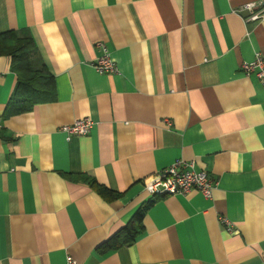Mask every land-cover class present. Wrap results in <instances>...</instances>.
I'll return each mask as SVG.
<instances>
[{
  "label": "crops",
  "instance_id": "obj_1",
  "mask_svg": "<svg viewBox=\"0 0 264 264\" xmlns=\"http://www.w3.org/2000/svg\"><path fill=\"white\" fill-rule=\"evenodd\" d=\"M264 0H0V33H28L54 97L6 110L17 82L0 54V264H264ZM102 43L116 64L99 74ZM90 131L66 139L64 124ZM177 159L204 169L210 199L149 196ZM80 176L112 191L104 198ZM145 209L130 244H102ZM224 216L232 224H220Z\"/></svg>",
  "mask_w": 264,
  "mask_h": 264
},
{
  "label": "built area",
  "instance_id": "obj_2",
  "mask_svg": "<svg viewBox=\"0 0 264 264\" xmlns=\"http://www.w3.org/2000/svg\"><path fill=\"white\" fill-rule=\"evenodd\" d=\"M232 12L241 16L246 23L253 22L264 17V6L258 2H249L233 9ZM96 46L100 50V54L92 62V67L99 74L114 73L116 64L110 53L104 44L98 42ZM240 69L246 77L254 74L259 84L264 88V56L260 52H255L251 61L242 62ZM92 124L90 118L84 117L62 125L60 130L67 139L72 135L87 134ZM214 185L215 182L207 171L196 168L192 161L177 159L156 172L153 178L144 184V190L153 197L186 194L191 190H196L210 199ZM219 222L224 225L226 230L233 231L228 218L219 216ZM63 264H77V261L71 256H67Z\"/></svg>",
  "mask_w": 264,
  "mask_h": 264
},
{
  "label": "trees",
  "instance_id": "obj_3",
  "mask_svg": "<svg viewBox=\"0 0 264 264\" xmlns=\"http://www.w3.org/2000/svg\"><path fill=\"white\" fill-rule=\"evenodd\" d=\"M0 54L10 57V67L17 74V82L6 110L10 114L27 112L35 104L50 101L54 97V80L44 68L35 69L37 56L34 42L28 33L19 37L15 31L0 33ZM104 198L116 197L112 191L97 184L94 179L80 176ZM138 209L131 220L102 244L108 249L130 244L141 230V223L146 207Z\"/></svg>",
  "mask_w": 264,
  "mask_h": 264
}]
</instances>
